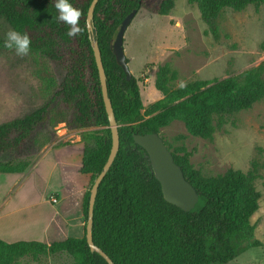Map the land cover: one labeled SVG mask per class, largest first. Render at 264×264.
Listing matches in <instances>:
<instances>
[{"label": "trees", "instance_id": "obj_1", "mask_svg": "<svg viewBox=\"0 0 264 264\" xmlns=\"http://www.w3.org/2000/svg\"><path fill=\"white\" fill-rule=\"evenodd\" d=\"M191 1L197 3L215 38L220 37L217 20L223 9L264 5V0ZM55 2L0 0V17L13 30L28 34L30 50L40 51L62 65L65 73L56 95L72 112L67 124L84 129L79 171L88 174L89 183H94L109 157L112 132L87 24L92 0H69L83 13L79 25L84 32L73 37L67 35L69 26L57 19ZM175 2L99 0L95 7V39L101 49L108 92L118 122L120 148L98 189L92 237L114 264H227L247 249L264 245L255 238V226L251 222L260 199L255 163L247 172L229 168L221 174L205 175L191 163V151L185 146L173 149L165 141L199 194L196 206L185 211L165 199L147 151L134 140L135 133L160 134L161 128L176 119L184 122L190 134L212 138L229 116L264 99V62L224 78L195 79L183 88L171 86L178 78V71L165 63L158 67L155 78V87L163 97L144 107L139 79L134 75L127 79L112 43L124 18L133 9L148 6L165 15ZM4 42L0 40V48H5ZM261 49L264 50V39ZM50 108L48 102L0 124V174L23 173L30 166V160L19 156L36 128L48 118ZM6 153L16 156L3 160ZM90 188L83 198L82 237L69 236L50 243L0 238V264H19L17 260L21 256L46 264V257L58 253H68L74 264H109L102 254L91 250L87 241Z\"/></svg>", "mask_w": 264, "mask_h": 264}, {"label": "rangeland", "instance_id": "obj_2", "mask_svg": "<svg viewBox=\"0 0 264 264\" xmlns=\"http://www.w3.org/2000/svg\"><path fill=\"white\" fill-rule=\"evenodd\" d=\"M217 27L219 38L210 32L197 3L191 0H176L165 15L148 6L138 10L125 33L124 46L129 68L139 79L145 108L163 97L155 87V78L158 67L165 63L178 71V78L171 83L178 87L195 79L235 75L264 62V5L223 9ZM9 30L12 27L0 17V40L6 39ZM64 73L62 65L40 51L18 56L14 48H0V124L48 102L51 106L48 118L36 128L19 156L30 160V166L23 173L0 174V225L5 229L0 227V232L11 241L47 239L42 236L43 227L48 215L54 213L47 199L58 187L71 221L76 219L75 195L86 181L77 170L80 151L48 148L54 142L67 147L74 142L75 133L82 137L84 131L67 124L72 112L56 95ZM160 134L173 149L185 146L191 151V163L205 175L221 174L229 168L247 172L257 165L255 184L260 199L251 222L255 238L264 243V99L229 116L212 138L190 134L180 119L161 128ZM15 156L6 153L2 159ZM92 184L88 183L87 189ZM17 261L40 264L27 256ZM45 263L74 264V260L68 253H58L46 257ZM227 264H264V245L247 249Z\"/></svg>", "mask_w": 264, "mask_h": 264}, {"label": "water", "instance_id": "obj_3", "mask_svg": "<svg viewBox=\"0 0 264 264\" xmlns=\"http://www.w3.org/2000/svg\"><path fill=\"white\" fill-rule=\"evenodd\" d=\"M98 1L99 0H92L90 4L87 15V24L92 38L94 54L99 69L103 98L110 121V127L112 132V147L109 157L102 171L96 177L94 183L90 188V200H89V212H88V220H87L86 237L88 244L93 252L96 251L102 254L109 262V264H114L113 260L100 247H98L94 243L92 237L94 206H95L98 189L100 183L102 182L103 178L105 177L112 163L114 162L115 157L120 148V135L118 129V122L116 120L114 108L108 92L107 75L102 59L101 49L97 39H95V33H94V12ZM137 12L138 9H133L124 18L118 30L116 38L112 43V50L115 54L116 60L122 66L128 80L132 78L133 73L128 65V60L125 53L124 40H125V33L127 31V28L131 24ZM134 140L136 143L141 145L147 151L150 157V161L154 173L161 182L165 199L170 203H173L181 207L185 211L192 210L196 206L199 200V194L196 188L194 187V185L191 182H189L185 177L183 168L181 167L180 164H178L175 161L174 155L170 150V148L167 146L164 138L157 132H151L145 134L135 133Z\"/></svg>", "mask_w": 264, "mask_h": 264}, {"label": "crops", "instance_id": "obj_4", "mask_svg": "<svg viewBox=\"0 0 264 264\" xmlns=\"http://www.w3.org/2000/svg\"><path fill=\"white\" fill-rule=\"evenodd\" d=\"M75 140L71 144H68L66 146H58L59 143L54 142L52 145H50L49 150L51 151H56L60 150L61 151H66V149L71 148V150L75 149L76 151H80V157L82 160V153H83V148H84V143L82 142V137L79 133H75ZM70 151V150H69ZM81 165V164H80ZM80 165L77 166V170L79 171ZM80 172V171H79ZM81 173V172H80ZM86 181L84 184H82L81 189L78 190V192L75 195V203L74 205L76 206L75 209V220L71 221L70 215L66 212L68 211L67 208H64L66 204L63 201V195L59 191L60 188H56L50 193V197H48V204H51L53 207L54 213L51 215H48V221L45 223V226L43 227L42 231V236H47V239H44V242L50 243L54 240H61L65 239L69 236H75V237H82L84 235V216H83V198L84 194L87 191V185L89 183V175L84 174ZM66 183V180H65ZM72 187V184L70 185ZM73 192H75V189L73 187L72 189ZM54 195L58 198L57 202H52L51 196ZM54 205L56 207H54ZM1 206H0V211H1ZM3 215V214H2ZM1 216V215H0ZM1 220V217H0ZM1 230L5 232V229L3 226H1ZM4 236H1V235ZM0 232V236L3 237L4 240L7 239V235ZM39 240V239H37ZM11 241V240H8ZM61 254V253H60Z\"/></svg>", "mask_w": 264, "mask_h": 264}, {"label": "clouds", "instance_id": "obj_5", "mask_svg": "<svg viewBox=\"0 0 264 264\" xmlns=\"http://www.w3.org/2000/svg\"><path fill=\"white\" fill-rule=\"evenodd\" d=\"M55 8L59 15L57 19L69 26L67 35L70 37L80 35L84 32V28L79 25L82 11L74 7L69 0H56ZM31 39L27 33L21 34L16 30H9L6 33L4 47L7 49H15L18 56H26L30 51ZM181 88L185 86L183 82L179 85Z\"/></svg>", "mask_w": 264, "mask_h": 264}, {"label": "built area", "instance_id": "obj_6", "mask_svg": "<svg viewBox=\"0 0 264 264\" xmlns=\"http://www.w3.org/2000/svg\"><path fill=\"white\" fill-rule=\"evenodd\" d=\"M51 200H52V202H57L58 198L56 196L52 195Z\"/></svg>", "mask_w": 264, "mask_h": 264}]
</instances>
